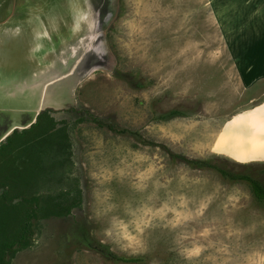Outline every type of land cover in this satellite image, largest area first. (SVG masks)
Wrapping results in <instances>:
<instances>
[{
	"label": "rangeland",
	"instance_id": "rangeland-1",
	"mask_svg": "<svg viewBox=\"0 0 264 264\" xmlns=\"http://www.w3.org/2000/svg\"><path fill=\"white\" fill-rule=\"evenodd\" d=\"M39 7L58 11L39 16ZM33 20L48 50L24 64L54 61L56 21L88 25L91 37L69 101L40 111L54 140L29 148L39 166L22 191L78 193L80 204L31 218L5 264H264V202L245 181L187 162L209 159L264 183V0H0V34L16 25L21 35ZM8 57L6 70L20 60ZM98 245L139 259L114 261Z\"/></svg>",
	"mask_w": 264,
	"mask_h": 264
},
{
	"label": "crops",
	"instance_id": "crops-1",
	"mask_svg": "<svg viewBox=\"0 0 264 264\" xmlns=\"http://www.w3.org/2000/svg\"><path fill=\"white\" fill-rule=\"evenodd\" d=\"M45 8L47 7L38 8L39 16L45 15L44 17H47V15H50V12H54L55 10L56 13V11H58L56 9L46 10ZM27 24L29 25V22L23 23V25ZM30 24L31 26L29 25L30 27L26 29L27 33L25 31V33L23 32L20 35V27L16 25L14 27L13 25L10 26V28L7 27L3 29L0 34V59L4 62H8V60H10L8 55L11 53L14 54L16 51H18L20 55V60L17 64L14 62L13 65V62H10L7 70L0 65V137L12 128L18 127L21 129L23 126L30 124V122L32 123L35 112L48 108L59 109L69 101L68 93L71 89L70 86L75 84L77 79H79L78 74H80L77 70L79 61H76L77 59L75 60V58L81 50L85 49V45L89 42L91 37L88 25L86 28L81 27L74 29L71 27V29L74 30L67 31L66 28L61 25H56V21L55 25L50 29L52 30L50 31V36L54 41V45H56V42L60 44L57 48L58 53L54 56V61H49L44 64L41 62V64L31 66L32 63H23L25 62V56L27 55L30 57L34 55L42 59L40 58L41 54L44 50L48 49L46 38L43 37L42 39L43 29L40 27L39 21L33 20ZM52 24H54V22H52ZM47 31L49 30L46 28V32ZM57 35L58 37H56ZM65 38L68 39L65 40ZM8 42H13V45L7 49L3 48ZM17 48L19 50H16ZM71 59H73V62L69 65L68 61ZM62 67H64L63 70ZM17 69L18 71L16 72ZM25 69L27 72H25ZM72 70H75L74 73L66 79L65 83H63V81L57 83L60 77L59 71L62 72L61 75L64 73L62 77H65L70 75ZM69 84L70 86L66 87V85ZM61 89H65L66 93L61 92ZM11 95H17L18 101L17 99H15L16 101L11 100L14 99ZM12 103L14 105L20 104V109L16 110L11 107L13 106Z\"/></svg>",
	"mask_w": 264,
	"mask_h": 264
},
{
	"label": "trees",
	"instance_id": "trees-1",
	"mask_svg": "<svg viewBox=\"0 0 264 264\" xmlns=\"http://www.w3.org/2000/svg\"><path fill=\"white\" fill-rule=\"evenodd\" d=\"M177 113L176 110H170L161 116L170 117ZM53 126V120L44 114V112H40L27 128L21 129L20 131H16V129L12 130L3 139L4 141L0 142V187L7 186V189L2 190L0 193V213L1 207H4L7 211L4 217L0 215V264L6 263L5 253H12L14 251L12 247L14 244H16V247L26 244V237L30 234L29 226L31 225V218L36 216L64 217L80 204V196L78 193L70 195L67 191H61L55 195L42 197L31 195L26 197L24 196V191H22V188H24L27 182H32L36 173L35 171L39 166L37 165V154L30 150L31 146L34 145L36 147V144L42 141V139L47 143H52L54 139L48 137V135L55 132ZM61 135L64 139L65 135L63 133ZM187 162L189 165L197 168L212 167L220 176L229 180L245 181L255 200L264 202V183L249 170L230 171L220 163L217 164L215 161L209 159H190ZM4 170L7 171L4 173ZM9 192L11 194L10 199H8ZM19 196L21 198L20 201L14 204L12 199ZM23 202H26L25 208H22L20 204ZM22 210H24V214L20 218L16 215V212ZM98 247L100 253L108 258H112L114 261L135 263L139 259L138 257L116 256L108 249L101 247V245H98Z\"/></svg>",
	"mask_w": 264,
	"mask_h": 264
},
{
	"label": "bare ground",
	"instance_id": "bare-ground-1",
	"mask_svg": "<svg viewBox=\"0 0 264 264\" xmlns=\"http://www.w3.org/2000/svg\"><path fill=\"white\" fill-rule=\"evenodd\" d=\"M74 71L75 70H72V72L70 73V75H68V76H65V77H61V81L63 80V79H67L68 77H70V76H72V74L74 73ZM47 90V89H46ZM45 94H46V91H45ZM42 110V109H41ZM30 124H31V122H30ZM30 124H28L27 126H23L21 129H24V128H27ZM13 130L14 129H19L18 127H15V128H12ZM12 129L11 130H9L6 134H4L2 137H0V142L1 141H3V138H5L7 135H9L10 133H11V131H12ZM20 129V130H21ZM9 133V134H8Z\"/></svg>",
	"mask_w": 264,
	"mask_h": 264
},
{
	"label": "water",
	"instance_id": "water-1",
	"mask_svg": "<svg viewBox=\"0 0 264 264\" xmlns=\"http://www.w3.org/2000/svg\"><path fill=\"white\" fill-rule=\"evenodd\" d=\"M40 111H42V110H39V111L35 112L34 116H36ZM5 259H7V253L5 254Z\"/></svg>",
	"mask_w": 264,
	"mask_h": 264
}]
</instances>
